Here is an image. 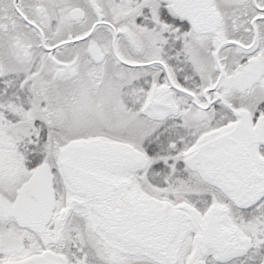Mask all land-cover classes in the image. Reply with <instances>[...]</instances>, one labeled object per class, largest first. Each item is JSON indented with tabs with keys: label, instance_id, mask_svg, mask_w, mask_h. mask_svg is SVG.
I'll return each instance as SVG.
<instances>
[{
	"label": "snow or ice",
	"instance_id": "6c2138e0",
	"mask_svg": "<svg viewBox=\"0 0 264 264\" xmlns=\"http://www.w3.org/2000/svg\"><path fill=\"white\" fill-rule=\"evenodd\" d=\"M0 264H264V0H0Z\"/></svg>",
	"mask_w": 264,
	"mask_h": 264
}]
</instances>
